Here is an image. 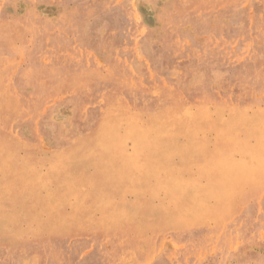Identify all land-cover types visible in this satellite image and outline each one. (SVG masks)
<instances>
[{
  "label": "rangeland",
  "instance_id": "rangeland-1",
  "mask_svg": "<svg viewBox=\"0 0 264 264\" xmlns=\"http://www.w3.org/2000/svg\"><path fill=\"white\" fill-rule=\"evenodd\" d=\"M123 107L144 121L162 109L204 107L211 120L195 138L208 151L221 147L236 160L264 150V132L249 135L234 122L235 140L221 141L215 125L238 118L246 126L264 113V0H0V139L14 149L12 162H0V192L3 175L25 160L42 175L55 164L85 181L63 212L79 203L88 210L62 228L48 211L31 213L35 200L0 202V264H264V166L235 182L223 210L195 221L150 223L156 210L173 207L169 192L153 197L155 179L144 190L126 186L112 201L149 207L150 215L134 220L145 223L140 230L109 227L90 191L110 167L97 136L103 116ZM180 136L184 147L188 137ZM133 146L125 144L127 155ZM212 159L203 152L187 159L183 201L196 184L218 180L217 165L206 174ZM171 160L180 163L182 151ZM57 182L52 176L39 193Z\"/></svg>",
  "mask_w": 264,
  "mask_h": 264
},
{
  "label": "bare ground",
  "instance_id": "bare-ground-1",
  "mask_svg": "<svg viewBox=\"0 0 264 264\" xmlns=\"http://www.w3.org/2000/svg\"><path fill=\"white\" fill-rule=\"evenodd\" d=\"M135 87L133 86V88ZM143 115H141L140 110L132 111L125 108L108 112L103 116L100 130L98 129L97 136L101 139V145L110 154V167L106 182L92 184L90 194L98 208L102 209L103 219L110 228L140 230L145 225V223H134V220L136 218L144 219L145 215H150L149 207L124 202L115 203L112 201V197L116 192L123 194L130 186L144 190L147 179L156 180L155 188L148 190L153 197L163 189L169 192V197L172 198L173 202L170 211L167 210V207L165 212L156 210L155 215L150 216L152 217L150 223L159 222V219H169L174 222L191 221L201 217V215L214 216L218 211L223 210L233 200L232 192L237 190L235 182L248 181L247 176L251 172L258 173L264 166V150L260 145L254 148L255 151L253 152L256 155L245 154L236 160L225 158V150L221 147L215 148L212 152L208 151L207 147H204V143L195 138L200 126L203 123H209L211 120L210 113L204 107L199 108L196 112L182 108L169 111L162 109L156 114L147 115L145 121ZM234 122H237V128L245 127L244 132L249 135H260L264 132V113L259 114L254 123L246 126L238 123L240 122L238 118H233L230 122L218 118L215 125L218 128L221 141L235 140L236 131L228 130V126ZM180 135L188 137V143L184 147L178 143ZM129 141L134 142L133 148L136 149L132 155L125 153V144ZM13 150L11 144L0 139V151L7 153L4 156L0 155V162H12L14 160ZM174 151H182L183 160L180 163L175 164L171 160ZM201 152L210 154L213 158L208 164L209 166L206 165L208 169L206 174L209 175L218 166L220 169L217 174L219 178L215 182L210 181L208 185L196 184L198 190L185 202L183 201L185 195L183 186L188 183L183 179V166H187V159L191 155H199ZM118 160L125 162L123 167L120 168L117 165ZM67 168L64 169L66 172ZM31 169H33L31 162L25 160L23 166L12 172V175L2 174L5 182L4 189L0 192L1 204L17 200H35L36 203L33 204L31 213L36 216L40 215L42 211H48V214L54 217L58 226L62 228L65 227L67 221L78 219L82 215L88 216V210L81 203L75 205L74 212L71 214H65L61 209L62 203L70 195L82 196L85 181L79 179L81 177L72 179L68 177L69 174L67 175L69 171L65 173L59 165L55 164L47 175L38 174V171L37 173ZM52 176L58 177L57 186L48 189V193L42 196L39 193V188L44 185L47 186ZM14 183H18L17 185L22 187L20 192L13 190L11 184ZM209 197L216 199V205L208 202ZM153 200L151 199V201ZM26 204L24 203L18 209L28 208L29 205Z\"/></svg>",
  "mask_w": 264,
  "mask_h": 264
}]
</instances>
